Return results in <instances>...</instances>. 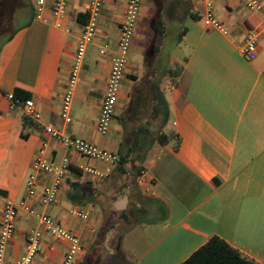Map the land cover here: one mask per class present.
Segmentation results:
<instances>
[{
  "label": "crops",
  "instance_id": "crops-1",
  "mask_svg": "<svg viewBox=\"0 0 264 264\" xmlns=\"http://www.w3.org/2000/svg\"><path fill=\"white\" fill-rule=\"evenodd\" d=\"M52 1L46 0L48 22H42L34 18L33 0H0V35L5 34L0 41V210L4 200L18 204L24 198L32 159L44 140L54 161L66 157L76 168L102 167L64 148L38 123L36 130L22 138V107L10 106L7 98L14 89L30 94L41 124L113 152L123 140L119 118L132 86L127 72L130 56L110 129L100 135L95 124L110 55L99 59L96 53L109 42L111 49L115 47L127 0H104L78 82V86L87 83L89 89L76 117L67 124L59 116L60 102L81 29L76 16L83 13L87 0H70L59 21L50 16ZM207 2L168 3V37L162 48L167 68L178 65L179 73L174 86L162 87L168 117L161 132L171 130L175 136L164 145L155 142L150 147L143 172L133 178L127 170L118 176L114 167L101 180L81 172L80 181H89L98 198L95 203L77 205L65 197L68 181L73 179L67 171L56 203L44 207L39 196L30 200L36 210L52 215L79 237L83 256L102 233V239L110 241L117 236L114 253H122V259L117 257L112 264H180L210 237L218 236L244 257L264 264V36L254 53L245 56L238 49L248 31L264 23V0H259L262 8L255 12L239 0H210V10L226 34L204 24ZM172 25L176 38L170 37ZM123 178L128 181L120 188ZM42 179L47 181L49 176ZM160 204L167 211L163 221ZM90 205L94 208L87 219L69 213L71 208ZM133 210L145 213L138 218ZM122 212L128 214V222L120 218ZM35 229L41 238L32 264H60L67 241L51 236L25 213L19 214L6 260L25 252L27 233ZM83 256L75 264L83 263Z\"/></svg>",
  "mask_w": 264,
  "mask_h": 264
},
{
  "label": "built area",
  "instance_id": "built-area-1",
  "mask_svg": "<svg viewBox=\"0 0 264 264\" xmlns=\"http://www.w3.org/2000/svg\"><path fill=\"white\" fill-rule=\"evenodd\" d=\"M69 1L53 0L49 8L50 16L59 21L66 13ZM239 1L249 11L255 12L262 8L259 0ZM103 3L104 0H87L84 4L83 13L87 15V19L81 26L72 57V65L61 96L59 116L64 124L71 121L72 96L78 86L87 48L94 42L98 16ZM140 5L141 0L126 1L124 16L118 27L115 47L111 49L107 44H103L98 50L100 56L110 55L109 72L95 124L96 131L100 135L107 134L110 129L118 100L120 83L125 74ZM33 7L34 18L42 22H48V17L45 15L46 0H33ZM206 7L203 17L204 24L226 34V29L210 10V0L206 3ZM56 25H58L57 22ZM261 36H264V23L248 31L243 42L238 46L240 53L245 56L254 53ZM7 98L10 101V106L17 103V101H13V93H8ZM22 110L26 116L39 124L48 137L57 140L64 148L73 151L81 158L102 164L101 168L88 164L79 166L83 173L96 180L106 178L112 173L118 159L116 152L99 147L85 139L64 134L51 124H41L40 114L36 111L35 104L31 99L24 101ZM68 164L69 161L66 157L60 162L54 161L48 152V142L44 140L40 143L32 159L30 172L25 180L24 198L18 204L10 200H4L0 210V264H32L38 251L41 232L35 229L27 233L25 252L13 261L8 262L6 260L7 244L14 236L15 225L20 213H25L35 219L51 236L67 241V249L60 264H75L84 255V247L77 235L64 229L52 215L36 210L30 203V200L36 196H39L38 201L44 207L56 203L58 192L68 171ZM47 175L49 179L43 181L42 176ZM93 208V205H90L88 209L75 207L71 208L69 213L74 217L87 219Z\"/></svg>",
  "mask_w": 264,
  "mask_h": 264
},
{
  "label": "trees",
  "instance_id": "trees-1",
  "mask_svg": "<svg viewBox=\"0 0 264 264\" xmlns=\"http://www.w3.org/2000/svg\"><path fill=\"white\" fill-rule=\"evenodd\" d=\"M193 17V15H192ZM87 19L85 13H78L76 16L77 22L82 26ZM155 28H157L158 34H163V26L160 20L155 22ZM182 36V33L178 35V39ZM159 51V50H158ZM149 54V53H148ZM147 54V55H148ZM149 58V55H148ZM149 62L153 60L150 57ZM158 63V62H157ZM166 73L168 74L171 84L175 85V77L179 73V66L176 65L174 68H167ZM144 85V84H143ZM136 89V88H135ZM133 90L130 93V100L125 107L123 117L119 118L120 125L123 128V140L117 150V163L115 166L117 174L119 176L126 175L128 167L131 169L130 172L136 177L140 175L144 170V161L150 147L155 143L161 145L169 142L171 138L175 136L173 131L168 133L161 132L158 130L156 135H153L150 131L148 122H144L138 125H133L134 121L139 120L146 106L150 107L149 114L151 119L158 121L159 127H163L168 117V106L164 96V90L161 87L158 80L150 78L146 81V85L142 87V91ZM30 98V94L22 89L16 88L13 91V101H17V105L23 106L26 99ZM138 102L139 110L132 112V108L135 103ZM142 106V107H141ZM142 108V109H141ZM133 115V116H131ZM132 120L131 124L127 120ZM22 120V138H27L28 133L38 128V124L31 118L26 116L24 113L21 117ZM130 125L129 128L126 126ZM177 146V145H176ZM68 172L73 175V179L68 181V189L65 191V197L68 202L77 205H86L89 203H95L98 198V192L93 188L89 181H80L81 169L78 167L68 164ZM131 211V210H130ZM134 214L139 218L140 214L145 211L133 210ZM166 208L163 205H159V213L162 216L160 221H163L166 217ZM134 215V216H135ZM120 218L128 222V214L122 212ZM138 218H134V221H138ZM157 222V220H153ZM117 239L113 241L114 247L117 246ZM114 257L122 259V253L114 254ZM180 264H258L253 260L244 257L239 251L230 246L224 240L218 236L210 237L204 244L192 252L184 261Z\"/></svg>",
  "mask_w": 264,
  "mask_h": 264
},
{
  "label": "rangeland",
  "instance_id": "rangeland-1",
  "mask_svg": "<svg viewBox=\"0 0 264 264\" xmlns=\"http://www.w3.org/2000/svg\"><path fill=\"white\" fill-rule=\"evenodd\" d=\"M170 0H144L140 20L138 21L136 31L134 32V38L132 42V51L130 48L128 58L130 56V66L128 67V75L131 76L130 80L132 82V86L130 88V93L135 90L142 91V87L146 85V81L150 78H155L159 81L161 87L165 85L170 88V78L166 73L167 62H166V53H164L163 46L165 39L168 37V3ZM160 20L163 26V34L159 35L157 28H155V22ZM170 37L176 38L177 29L172 25L170 29ZM5 37V34L0 35V41ZM113 46L112 42H109L108 47ZM159 50V51H158ZM149 53V54H148ZM151 57L153 62H149V58ZM99 59H104L99 54H97ZM89 55L87 54L85 58ZM158 62V63H157ZM110 65V64H109ZM106 67V65H105ZM105 68L101 70L104 71ZM144 84V85H143ZM79 87L78 93H73L72 96V106H71V117H76V113L79 111L81 106L82 97L85 93H87L89 86L87 83H81ZM104 94V93H103ZM130 100V95L127 103ZM127 104L125 105V107ZM142 107V106H141ZM125 109V108H124ZM122 110L120 117L122 118L124 115V111ZM142 109V108H141ZM139 110L138 102L135 103L132 108V112ZM150 107L146 106L141 118L137 121L127 120L129 124L133 122V125H138L144 122H148L150 131L153 135L158 133V130L162 129L158 125V121L151 119L149 114ZM133 116V115H131ZM126 126L129 128L130 125ZM131 128V126H130ZM166 132L168 130L166 129ZM115 133V132H114ZM116 134V133H115ZM123 135V133H121ZM128 170L131 169L128 167ZM119 176V175H118ZM127 179L123 178L119 181L120 188H123ZM102 233H98L97 240L92 245L91 249L88 250L87 254L83 256L81 264H112V261L115 259L114 257V239L112 241L108 239H102ZM113 238V237H112ZM101 239L103 241H101ZM100 240V241H99Z\"/></svg>",
  "mask_w": 264,
  "mask_h": 264
}]
</instances>
